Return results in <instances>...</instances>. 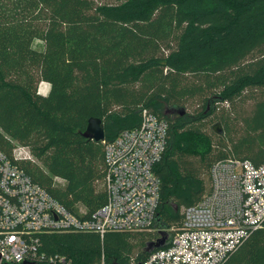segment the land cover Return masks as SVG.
Here are the masks:
<instances>
[{"label":"trees","instance_id":"trees-1","mask_svg":"<svg viewBox=\"0 0 264 264\" xmlns=\"http://www.w3.org/2000/svg\"><path fill=\"white\" fill-rule=\"evenodd\" d=\"M206 89L202 109L187 112ZM253 89H264V0H0V149L67 209L91 214L107 201L105 144L138 127L143 108L167 119L154 167L163 247L184 208L210 190L215 161L264 162V97L235 107ZM220 103L234 109H222L221 134L201 127ZM92 117L104 123L103 141L83 135ZM17 145L35 159H16ZM153 227L43 233L41 252L70 264H140L158 249H149L161 236L157 219ZM221 264H264V225Z\"/></svg>","mask_w":264,"mask_h":264},{"label":"built area","instance_id":"built-area-1","mask_svg":"<svg viewBox=\"0 0 264 264\" xmlns=\"http://www.w3.org/2000/svg\"><path fill=\"white\" fill-rule=\"evenodd\" d=\"M141 124L105 144L106 203L91 214L67 209L0 149V264L36 261L70 264L63 255L45 256L41 234L154 229L161 179L154 167L168 144L169 122L147 108ZM16 159L33 160L17 145ZM210 190L183 210L182 223L167 246L140 264H221L264 225V162L229 157L210 169Z\"/></svg>","mask_w":264,"mask_h":264},{"label":"rangeland","instance_id":"rangeland-1","mask_svg":"<svg viewBox=\"0 0 264 264\" xmlns=\"http://www.w3.org/2000/svg\"><path fill=\"white\" fill-rule=\"evenodd\" d=\"M112 1V0H110ZM33 47L37 50H43L44 49V42L40 39H35L33 42ZM189 85L192 84L193 79L189 78ZM50 90V84L47 82H43L40 84L39 86V92L41 93H45L47 94ZM211 95V91L209 89H206L203 93H198L195 96L189 97V99L186 101L185 103V108L187 110V112L191 113V114H196L197 112H199L203 105H204V100L206 97ZM256 97H264V89H253L250 90L248 92H245L243 94V96L241 97V99L237 100L235 102V107L236 110H241L242 109H248L251 108V106L254 103V98ZM219 108H217L215 113H212L211 115H209L205 120H204V124L203 126H201L202 128L209 130L212 128V126H214L217 122H218V118L220 117V115L222 114V109H225L226 111L228 110H234L232 106H230V104H218L217 105ZM170 112H174V113H178L175 110H171ZM35 159V158H33ZM208 185L210 187V180L208 181ZM176 228H172L170 231L175 230ZM169 231V233H170Z\"/></svg>","mask_w":264,"mask_h":264},{"label":"water","instance_id":"water-1","mask_svg":"<svg viewBox=\"0 0 264 264\" xmlns=\"http://www.w3.org/2000/svg\"><path fill=\"white\" fill-rule=\"evenodd\" d=\"M178 110V109H177ZM180 114H184L185 110L184 109H180ZM213 129L217 132V133H223V129L222 126L219 122H217L214 126ZM83 135L89 139H93L95 141H103L105 139V126L104 123L102 121V119L97 118V117H92L89 119L88 122V126L86 131L83 133ZM157 222H158V228L160 230V234L161 236L156 240L153 241L149 244V249L153 250L154 248H161L163 247L168 239V232H167V225L160 223V219L157 216ZM1 259V257H0ZM23 264H38L35 262H31V261H24Z\"/></svg>","mask_w":264,"mask_h":264},{"label":"crops","instance_id":"crops-1","mask_svg":"<svg viewBox=\"0 0 264 264\" xmlns=\"http://www.w3.org/2000/svg\"><path fill=\"white\" fill-rule=\"evenodd\" d=\"M43 83V82H42ZM48 83V82H47ZM41 93V92H40ZM42 94H44V95H46L45 93H42ZM48 94V93H47Z\"/></svg>","mask_w":264,"mask_h":264}]
</instances>
